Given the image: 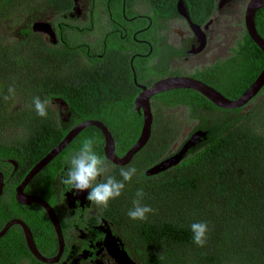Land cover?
<instances>
[{"label": "trees", "instance_id": "trees-1", "mask_svg": "<svg viewBox=\"0 0 264 264\" xmlns=\"http://www.w3.org/2000/svg\"><path fill=\"white\" fill-rule=\"evenodd\" d=\"M144 1L155 15L157 2H161L165 14L175 9L177 0ZM183 1L191 16L201 23L215 9L214 0ZM70 5L71 0H0V26H11L15 38L10 42L13 37L0 31V123L20 129L16 138L0 140V158L10 157L17 161L18 168L13 176L16 181H20L63 135L50 106L46 118L37 115L32 104L35 96L44 99L60 93L72 98L74 93L73 99L76 103L80 101V106L87 101L97 103L103 110L100 117L104 123L117 130L115 141L120 153L135 142L142 127L141 118L130 119L126 111L122 112L119 101L126 100L132 107L134 98L127 96L128 90L116 87L117 80L113 81L115 87L109 88L112 80L108 75L95 78L101 84L94 92L90 86L86 87L87 82H93L91 70H87L90 63L81 60L78 46L72 42L65 43L64 47L53 46L30 29L33 19L44 18L54 11L64 12ZM14 16H18L15 26L11 24ZM254 20L258 33L264 38V8L256 11ZM231 52L226 59L203 71H195L192 77L235 99L262 70L264 53L247 33ZM118 60L128 70V59L121 56ZM108 64L111 60L98 65L109 67ZM47 66H68L67 76H57V71L47 72L43 69ZM57 82L71 85L58 89ZM10 86L15 87L16 96L22 94L25 98L12 112L8 109L16 96L8 101L3 99L9 94ZM154 97L160 104L153 101L154 117L147 143L130 162L114 164L113 171L108 173L120 180V168L133 165L138 170L137 176L131 183L126 182L119 198L111 201L107 208L101 206L102 215L113 220L137 264H264V85L246 103L255 100L247 112H242L246 104L232 109L221 108L191 88L170 89ZM178 105L187 108L190 119H197L184 143L196 131L204 135L188 145L176 165L147 175L145 171L150 166L170 154L168 150L183 127L175 118L165 119L166 111L161 109ZM108 115H114L115 119L108 122ZM87 128L97 130L94 125ZM96 138L103 155V139ZM13 167L10 165L11 169ZM138 189L145 193L142 203L156 210L155 214H149L147 221L132 220L127 215ZM193 222L209 225V238L204 247L193 241L190 229ZM26 252V246L23 251L18 247L14 260ZM2 260L8 264L6 256L0 257V264Z\"/></svg>", "mask_w": 264, "mask_h": 264}, {"label": "flooded vegetation", "instance_id": "flooded-vegetation-1", "mask_svg": "<svg viewBox=\"0 0 264 264\" xmlns=\"http://www.w3.org/2000/svg\"><path fill=\"white\" fill-rule=\"evenodd\" d=\"M248 1L214 0L215 9L212 15L202 23L191 16L190 9L183 1L191 21L198 26L197 32L187 18L178 11L176 3L174 10L164 14L161 2H157V13L154 15L150 9L148 10L144 0L133 2L132 0H71L70 7L64 12L54 11L44 18L33 19L30 22V29L53 46L64 47L70 42L78 46L77 50L82 54L81 60L90 63L87 70H91L90 76L93 82H87L86 87L90 86L94 92H97L101 83L96 82L95 78L99 79L104 75H108L112 80V83H108L109 88L115 87L113 81L117 80L116 87L128 90L127 96L134 98L132 107L126 100L119 101V105L123 106L122 112L126 111L130 119L141 118L143 122V110L135 106V98L142 90V86L149 87L156 80L167 76H194L195 71H203L220 61L214 59L211 65L196 66V63L203 64L202 61L200 62V57L209 52L211 26L215 25V17L219 16L223 9L241 10ZM141 4L145 5L147 10L139 9ZM37 22L43 26L40 25V30L34 31L32 25ZM242 23L243 37L246 34L244 15ZM121 56L128 59V70L124 67L125 64L118 60ZM110 60L109 67L98 65L101 61L109 63ZM43 69L47 72L57 71V76L65 77L68 66H47ZM57 83L58 89L66 87L67 84ZM73 95L72 98H66L60 93L50 96L53 119L58 130L63 134L61 139L81 122L99 121L112 135L116 154L122 156L126 151L120 153L121 150H117V141H115L117 130H112L110 125L104 123L100 117L103 110L98 108L97 103L91 101L80 106L82 103L80 101L76 103ZM155 95L150 97L152 117H154V102L160 104V101L155 99ZM83 106L85 109L81 110ZM107 107L108 105L105 110ZM170 108L164 106L161 110L166 111ZM85 112L90 114L86 116ZM108 117V122L115 119L114 115ZM87 126L89 125L84 126L23 188L26 196L40 198L53 209L63 241L59 258L52 263L36 258L27 246L23 227L18 223H12L0 235V257L6 256L8 264H124L122 250H125L135 261L113 220L102 215L101 206L87 200L90 190L78 192L61 183L69 167L67 159L79 150L85 137H101L104 155L103 131L95 125L97 132L91 131ZM95 150L101 154L99 146ZM0 159L3 182L0 193V232L6 223L20 220L30 229L38 251L45 257L55 256L59 250V241L49 214L38 202L23 203L18 200L16 187L23 179L16 181L13 177L18 163L10 157ZM9 159L14 160L17 166L9 162ZM108 163L110 166L108 173H110L113 171L114 163L110 161ZM12 164L13 169L10 168ZM25 246L28 253H23V256L14 260L18 247L23 251ZM1 264H4L3 260Z\"/></svg>", "mask_w": 264, "mask_h": 264}, {"label": "water", "instance_id": "water-1", "mask_svg": "<svg viewBox=\"0 0 264 264\" xmlns=\"http://www.w3.org/2000/svg\"><path fill=\"white\" fill-rule=\"evenodd\" d=\"M176 5L178 11L187 18L192 28H194L195 31L197 32L198 26L191 21L186 6L183 4V1L178 0ZM262 8H264V0L248 1V3L244 6V30L246 31L247 35L251 38V40L264 53V38L258 33L254 20L256 11ZM40 25L43 26V24L38 22L33 23L32 25L33 30L34 31L40 30L39 29ZM263 85H264V65L260 73L254 79V81L248 86V88L243 93H241L240 96H238L235 99H230L226 97L213 86L192 76H183V75L167 76L156 80L149 87L142 86V90L138 93V95L135 98L136 108L137 109L142 108L143 110V122H142L141 131L135 142L127 149V151L122 156H118L116 154L112 135L110 134V132L102 122L94 121V120L84 121L77 124L70 131H68V133L51 150H49L40 160H38L27 171L21 182L17 185L16 187V192L18 196L17 198L20 202L23 203H29V201L38 202L44 207L46 212L49 214L58 236L59 250L57 254L52 257L43 256L38 251L35 245L30 229L24 222L20 220H13L6 223L2 228L0 235L6 231V229L10 224L18 223L23 227L27 246L36 258L46 263H52L57 261V259L60 256L63 245L62 234L58 223V219L53 209L47 202L35 196L34 197L26 196L23 193V188L29 182V180L39 170H41L44 167V165H46L56 154H58L84 126L92 124L99 127L104 133L105 142L103 149H104V155L107 158V160L117 165H125L128 162H130V160L135 155V153H137L147 143L150 137L152 118H153L151 112V106H150V97L152 95L170 89L191 88L200 92L202 95H204L206 98H208L212 103H214L218 107L232 109L245 105L249 100L252 99V97H254L259 92V90L263 87ZM203 135L204 133L201 131H196L195 133H193V135L187 140V142L184 143V145L177 152L150 166L145 171V174L147 175L155 174L173 165H176L183 157V154L187 150L188 145L194 143V141H198L199 137ZM9 162L13 163L15 167L17 166V163L14 160L9 159ZM2 185H3L2 173L0 172V193L2 191ZM122 253H123L122 256L124 257L125 260L124 264H137L128 256L125 250H122Z\"/></svg>", "mask_w": 264, "mask_h": 264}, {"label": "clouds", "instance_id": "clouds-1", "mask_svg": "<svg viewBox=\"0 0 264 264\" xmlns=\"http://www.w3.org/2000/svg\"><path fill=\"white\" fill-rule=\"evenodd\" d=\"M8 93V95L3 96L4 101L16 96L15 87L10 86ZM32 104L37 115L46 118L52 101L50 98L41 99L40 96H35ZM98 143L99 141L95 136L83 139L79 150L72 153L67 159L69 167L61 183L78 192L90 190L86 197L87 200L92 204L107 208L111 201L123 194L126 182L131 183L133 178L137 176L138 170L133 165L121 167L119 174L122 179L120 180L108 175L110 166L107 158L95 150ZM144 197L143 189H138L135 193V199H133V207L127 212L132 220L147 221L149 214L156 213L153 207L142 203ZM190 229L193 233L194 243L204 247L209 238L210 228L208 223L193 222Z\"/></svg>", "mask_w": 264, "mask_h": 264}, {"label": "rangeland", "instance_id": "rangeland-1", "mask_svg": "<svg viewBox=\"0 0 264 264\" xmlns=\"http://www.w3.org/2000/svg\"><path fill=\"white\" fill-rule=\"evenodd\" d=\"M138 8L141 10H147V7L143 4H141ZM243 15L244 7L241 8V10L223 9L222 13L219 16L215 17V25L211 26V42L209 43V52L205 54V56L200 57V62L202 61L203 64H198L195 62L196 66L201 67L202 65L206 64L211 65L215 60H222L232 54V48L238 43V41L242 39ZM14 19L15 20L12 19L13 22L11 21V24L15 26L17 25L16 22L18 23V16H14ZM0 31L4 34L9 35V38L13 37V29H11V26H8V24L0 26ZM13 41H15L14 37L10 40V42ZM24 101L25 98L22 96V94L17 95L14 98V102L12 103L11 108L8 109V112H12L16 108V104H21ZM254 102L255 100L246 104L243 107L242 112H247ZM163 116L165 119L169 117L175 118L183 126L177 139L173 142L168 150V153H170L169 155H172L173 152H176L179 146L187 139L189 133L192 131L193 126H195V124L197 123V119H190L189 112L184 106L170 108L166 110ZM19 133L20 129L18 127L11 126L9 124H6L5 122L0 123V140L10 141L13 138H16Z\"/></svg>", "mask_w": 264, "mask_h": 264}]
</instances>
